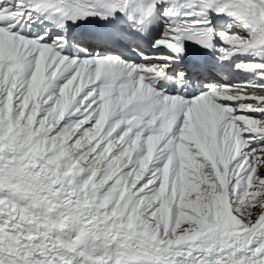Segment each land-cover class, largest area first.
<instances>
[{
  "label": "snow or ice",
  "instance_id": "6c2138e0",
  "mask_svg": "<svg viewBox=\"0 0 264 264\" xmlns=\"http://www.w3.org/2000/svg\"><path fill=\"white\" fill-rule=\"evenodd\" d=\"M0 264H264V0H0Z\"/></svg>",
  "mask_w": 264,
  "mask_h": 264
},
{
  "label": "bare ground",
  "instance_id": "6f19581e",
  "mask_svg": "<svg viewBox=\"0 0 264 264\" xmlns=\"http://www.w3.org/2000/svg\"><path fill=\"white\" fill-rule=\"evenodd\" d=\"M260 167H261L260 165H257V169H258V171L260 170Z\"/></svg>",
  "mask_w": 264,
  "mask_h": 264
}]
</instances>
